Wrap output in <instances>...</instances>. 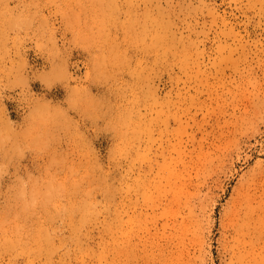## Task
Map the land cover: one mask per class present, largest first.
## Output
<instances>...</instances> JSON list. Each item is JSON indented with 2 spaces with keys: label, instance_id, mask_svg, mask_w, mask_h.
I'll return each mask as SVG.
<instances>
[{
  "label": "rangeland",
  "instance_id": "1",
  "mask_svg": "<svg viewBox=\"0 0 264 264\" xmlns=\"http://www.w3.org/2000/svg\"><path fill=\"white\" fill-rule=\"evenodd\" d=\"M0 264H264V0H0Z\"/></svg>",
  "mask_w": 264,
  "mask_h": 264
},
{
  "label": "bare ground",
  "instance_id": "2",
  "mask_svg": "<svg viewBox=\"0 0 264 264\" xmlns=\"http://www.w3.org/2000/svg\"><path fill=\"white\" fill-rule=\"evenodd\" d=\"M188 212L185 217L177 222V234H180L186 229L188 219L196 220L200 214H196L198 210H201L199 206L189 204L187 206ZM258 212V208L252 206V202L249 198H237L232 206L227 210V218L234 227V238H233V258H245L250 256L253 251V247L248 245L249 241L254 240V233L256 232V225L262 221V216ZM254 242V241H253Z\"/></svg>",
  "mask_w": 264,
  "mask_h": 264
}]
</instances>
